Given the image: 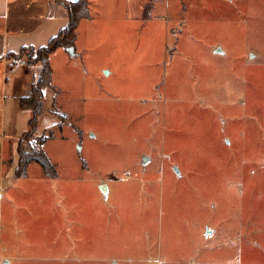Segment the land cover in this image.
I'll return each instance as SVG.
<instances>
[{
    "label": "rangeland",
    "instance_id": "1",
    "mask_svg": "<svg viewBox=\"0 0 264 264\" xmlns=\"http://www.w3.org/2000/svg\"><path fill=\"white\" fill-rule=\"evenodd\" d=\"M94 1L84 98L60 109L67 127L43 148L64 178L48 181L54 196L38 192L33 218L8 219L5 253L264 264V0H131L127 23L124 0ZM72 80L81 87L57 70L61 98ZM43 171L30 164L33 180Z\"/></svg>",
    "mask_w": 264,
    "mask_h": 264
},
{
    "label": "crops",
    "instance_id": "2",
    "mask_svg": "<svg viewBox=\"0 0 264 264\" xmlns=\"http://www.w3.org/2000/svg\"><path fill=\"white\" fill-rule=\"evenodd\" d=\"M62 1L67 4H75L78 0ZM89 3L91 17L79 25L74 45L75 54L72 55L67 48L60 47L50 56L52 80L51 85L43 88L46 113L39 122L36 135L39 139L45 138L50 141V138H47V132L52 133L53 138L51 139H54L56 130L59 132L67 127L68 118L61 110L67 111L66 109L72 102L70 97L72 99L84 98L83 84L86 68H88L86 59L93 39V31H95L94 23L99 16L95 11L96 2L89 0ZM130 3H132L131 0H124V4L127 6L121 14V19L124 18L126 23L132 15ZM143 8L139 9V12L143 11ZM70 20L69 11L57 0H0V264L6 262L13 264L14 261L21 259V257L5 253L4 246L10 242L9 235L5 232V223L8 222V219L13 224L21 222L20 211L23 208L29 215V219L33 218L35 215L29 213V209L38 208V192L54 196L55 188L48 181L60 180L65 175L64 171L58 169V164L51 161L58 171V176L55 178L48 177L44 173L47 180H33L30 174V165L27 168L26 176H16L20 155L18 147L20 141L23 140L22 137L30 130L32 119L31 109L22 108L21 99L31 93L35 82L40 80L43 70L41 63L31 65L27 63L25 57L16 56L23 49L37 51L47 47L52 39L67 28ZM14 59H21L26 64L19 65L13 61ZM79 60L83 61L79 62ZM59 69H62L63 73L72 74L77 80H81V87L74 83V80L69 84L63 81L64 89L62 91L65 93L63 98L54 88V84L57 85L56 73ZM71 79L74 77L71 76ZM71 79L69 80L71 81ZM83 166L85 167V165ZM97 186L101 188L106 198L111 195L112 187L108 182H96ZM103 186H105V190ZM51 202L47 203L51 204ZM80 204L78 202L79 208ZM82 226L83 224H80L81 228ZM53 239L56 240L54 236ZM79 248L80 245L73 246L74 255L80 254ZM57 252L60 253L61 250L58 249ZM57 258L62 259L63 256H57Z\"/></svg>",
    "mask_w": 264,
    "mask_h": 264
},
{
    "label": "trees",
    "instance_id": "3",
    "mask_svg": "<svg viewBox=\"0 0 264 264\" xmlns=\"http://www.w3.org/2000/svg\"><path fill=\"white\" fill-rule=\"evenodd\" d=\"M60 4L64 5L69 11V25L65 28L56 38L52 39L47 47L39 49L37 51L33 49H23L22 52L16 57H25L28 64L41 63L43 70L40 76V80L35 82L33 89L29 95L21 99V107L31 109L32 119L30 122V130L25 134L20 141L18 147L19 165L16 170L17 177H24L27 174V168L31 163H37L44 170V173L51 178L58 176L56 166L51 162L42 148V145L47 141L45 138L34 140L38 143V146L31 144V138L35 137L38 132V126L40 125L41 117L46 113L44 103L43 88L51 85L52 80V68L50 64V56L58 48L74 47L77 40V31L79 25L85 19L91 17L89 0H78L75 4H67L62 0H57ZM53 134H50V138ZM26 142V147L24 143Z\"/></svg>",
    "mask_w": 264,
    "mask_h": 264
},
{
    "label": "water",
    "instance_id": "4",
    "mask_svg": "<svg viewBox=\"0 0 264 264\" xmlns=\"http://www.w3.org/2000/svg\"><path fill=\"white\" fill-rule=\"evenodd\" d=\"M68 51H69L72 55H74L76 50H74V47H70V48H68ZM176 172H177V174L180 173L177 169H176ZM103 189L105 190V186H103ZM5 264H9V263L6 262Z\"/></svg>",
    "mask_w": 264,
    "mask_h": 264
},
{
    "label": "built area",
    "instance_id": "5",
    "mask_svg": "<svg viewBox=\"0 0 264 264\" xmlns=\"http://www.w3.org/2000/svg\"><path fill=\"white\" fill-rule=\"evenodd\" d=\"M15 63H18L19 65H22V66H24L26 63L23 61V60H21V59H14L13 60Z\"/></svg>",
    "mask_w": 264,
    "mask_h": 264
}]
</instances>
